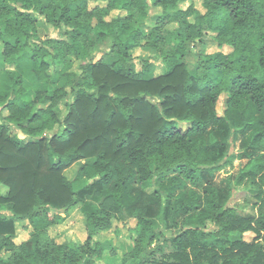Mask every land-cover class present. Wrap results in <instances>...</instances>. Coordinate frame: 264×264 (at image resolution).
Here are the masks:
<instances>
[{"label": "trees", "instance_id": "trees-1", "mask_svg": "<svg viewBox=\"0 0 264 264\" xmlns=\"http://www.w3.org/2000/svg\"><path fill=\"white\" fill-rule=\"evenodd\" d=\"M189 1L0 0V211L11 214H0V264H97L106 250L93 237L112 229L113 209L137 205L134 185L155 188L152 207L137 217L120 264H264V0H201L203 13L181 9ZM150 7L162 14L146 30L136 22ZM113 11L123 15L106 20ZM41 24L67 30L41 40ZM208 33L230 52L204 55L192 75L185 58ZM168 38L176 42L170 50ZM105 42L107 54L93 62ZM136 49L159 55L166 71L156 76L146 61L136 69ZM23 58L42 86L30 100ZM74 61L79 74L70 72ZM60 78L64 85L53 88ZM238 128L251 133L238 155L246 162L224 188L212 179ZM77 163L69 180L65 172ZM234 187L245 188L254 213L229 205ZM171 200L173 216L196 213L160 243L155 208L167 213ZM77 205L85 207L86 240L58 244L48 230ZM22 221L28 236L15 244L11 225Z\"/></svg>", "mask_w": 264, "mask_h": 264}, {"label": "rangeland", "instance_id": "rangeland-1", "mask_svg": "<svg viewBox=\"0 0 264 264\" xmlns=\"http://www.w3.org/2000/svg\"><path fill=\"white\" fill-rule=\"evenodd\" d=\"M190 4L198 10L199 12L203 13L204 10L201 6V0H192L182 4L180 7L181 9H186ZM90 8L94 6H104L103 3H93L89 4ZM162 14L161 8H154L150 7L149 9V17L146 19H138L136 25L143 26L146 30H149L154 25L155 19ZM123 15L122 12L113 11L111 14L106 18V20L115 19L117 17H121ZM37 19L42 20V18L38 17ZM175 24H171L167 27L169 31L175 28ZM67 29L62 27L59 29H54L52 26L41 24L38 28V37L43 40L47 38H59L63 36L64 32ZM30 46L33 48V45H37V41H31ZM176 42L173 38H168L167 40V50H170ZM1 48V44H0ZM109 50V43L105 42L102 46L98 47L97 52L93 55V62L98 61L99 59H104V55L107 54ZM216 52H222L224 54L230 52V49L227 47H223L222 49H218L215 41L212 39V35L208 33L206 35V40L199 42L195 41L193 45L190 47V53L185 58V63L187 65L188 71L195 75L196 68L198 65V61L206 54H212ZM132 56L134 58V64L136 69H140L142 62L146 61L149 64V68L154 75L163 74L166 71L164 64L162 63V59L159 55L153 53L150 50H142L136 49L133 51ZM142 59V60H141ZM73 61V58H71ZM79 63L74 61L73 69L70 72L79 74L78 70ZM59 69V68H58ZM49 73H53V69L50 70ZM215 73L212 71L211 76L215 77ZM53 85V88L56 86L64 85V80L58 79ZM68 90V88H67ZM225 96H221L218 103H217V111L218 114L222 113L223 110V103H224ZM67 102L72 100L71 96L68 97ZM58 111L59 115H64L66 112V108L61 105ZM181 129H185L186 125L179 124ZM12 133H16L21 137V134L15 129H11ZM62 128H60V132ZM250 131H244L242 128L231 130V134L226 141L227 144V161L226 163H222V169L217 171L212 179V182L215 185L230 188V181L232 178H235L240 170V168L245 164L246 161L239 160L238 155L239 153L243 152L250 140ZM79 164H75L70 169L65 172L66 177L69 180H72L76 174ZM90 181L89 183H92ZM84 185V184H83ZM82 187V184H75L74 189L78 190ZM134 192L133 195L142 194V198L137 203L136 206L125 209L122 212L118 210H112L115 219L112 221L113 227L107 232H101L98 235L93 237V242L100 243L104 246L106 250L103 254L102 260L97 261V264H120L122 255L129 251L133 245V238L134 232L133 227L136 224L137 217L143 216L147 208L151 206V199L149 196H152L155 188L151 185L145 189L140 186L134 185ZM245 189V188H244ZM243 188H235L232 191V198L229 202V205L235 206L236 210L241 214H252L254 211L252 210V204L255 201L250 197V195L245 191ZM4 190V189H2ZM192 190L189 186L186 187V192ZM196 192H202V187L194 188ZM176 196V194L174 195ZM246 200V203H244ZM185 200L181 202L184 204ZM84 206H75L68 211V213H63L64 221L56 223L54 226L50 227L48 232L51 238H53L58 244H65V245H82L87 237V230L86 224L84 222ZM157 211V217L154 219V223L156 226V232L161 234L160 243L164 242L165 240L170 241L174 236L178 234V232L182 228L187 227L188 218L189 216H193L196 212H192L189 216L185 214H178L173 216L172 209H173V200H171V207L167 213H162V211L158 208H155ZM62 214V213H61ZM27 221H22L17 225V237L14 239L15 244H19L20 242L24 241L28 234L27 230H24V227L27 226ZM207 230H210V226L207 225ZM1 233V231H0ZM11 233L16 234V228L11 225ZM252 234H246L244 236L245 240H250ZM170 247L167 245V250Z\"/></svg>", "mask_w": 264, "mask_h": 264}, {"label": "crops", "instance_id": "crops-1", "mask_svg": "<svg viewBox=\"0 0 264 264\" xmlns=\"http://www.w3.org/2000/svg\"><path fill=\"white\" fill-rule=\"evenodd\" d=\"M18 65H19V69H20V71L22 72V71H24V72H22L23 73V75H24V77H25V84H24V86H25V89L28 91V96H27V98L30 100V99H32V95H33V91H35V90H37V89H42V86L41 85H37L35 82H34V80H33V78H31V76H29V73L27 74V71H26V65H27V60L25 59V58H23V59H20L18 62ZM16 63V64H17ZM17 66V65H16ZM3 69H0V71H2ZM15 71H17V69L15 70ZM2 74L3 73H0V78L2 79ZM63 117H64V115H60V120H62L63 119ZM16 130V129H15ZM18 131V130H17ZM55 131H60V130H58L57 128H56V130ZM19 132V131H18ZM20 134V133H19ZM51 133H49V135H50ZM84 163V161L83 162H80V164H83ZM0 214H2V215H5V216H11V214H10V212H8V211H0ZM20 222H16V224H15V228H16V237H17V225L19 224ZM27 233H28V230H27Z\"/></svg>", "mask_w": 264, "mask_h": 264}]
</instances>
